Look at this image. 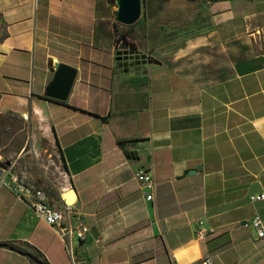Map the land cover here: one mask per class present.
<instances>
[{"label":"crops","instance_id":"crops-1","mask_svg":"<svg viewBox=\"0 0 264 264\" xmlns=\"http://www.w3.org/2000/svg\"><path fill=\"white\" fill-rule=\"evenodd\" d=\"M162 7L146 22L152 50H128L114 44L123 26L108 0H0V113L59 145L54 196L72 191L68 217L87 226L71 237L77 258L264 264L250 224H264V200L250 201L264 194V0ZM57 63L76 70L63 101L46 95ZM139 169L152 174L150 201ZM13 176L23 182L0 160V264H70Z\"/></svg>","mask_w":264,"mask_h":264},{"label":"rangeland","instance_id":"rangeland-1","mask_svg":"<svg viewBox=\"0 0 264 264\" xmlns=\"http://www.w3.org/2000/svg\"><path fill=\"white\" fill-rule=\"evenodd\" d=\"M193 1L195 0H141L140 18L132 25H122L123 27L118 28L115 34H125L137 47L150 49L149 43L144 38L150 35L152 26L150 27L146 22L161 13L164 3ZM111 7L116 13V3ZM23 120L25 124L22 126L17 121L16 115L10 116L8 121L3 122L4 127L0 129V160L3 164L12 165L13 171L24 183L41 188L54 197V190L59 187L62 179L60 171H63L58 152L43 140H31L28 135V124L25 119ZM22 144L19 153H16L19 145Z\"/></svg>","mask_w":264,"mask_h":264},{"label":"built area","instance_id":"built-area-1","mask_svg":"<svg viewBox=\"0 0 264 264\" xmlns=\"http://www.w3.org/2000/svg\"><path fill=\"white\" fill-rule=\"evenodd\" d=\"M136 179L141 183L144 189L145 198L150 201L153 198L154 181L150 171L139 169L135 174ZM14 184L13 189L20 195L29 198L30 204L34 211L49 225L58 236L66 243L70 257V264H91L87 259L77 258L71 244V237H76L78 241L86 238L87 226L82 218L76 217L74 226L68 217L72 204L65 202L58 196H50L45 190L34 185L20 182L16 176L11 177ZM264 194H256L250 196V201H262ZM251 226L256 230L258 237L264 236V224L259 217L255 216L250 222ZM208 231L201 226L196 228V239L204 240ZM203 264H210L207 259Z\"/></svg>","mask_w":264,"mask_h":264},{"label":"water","instance_id":"water-1","mask_svg":"<svg viewBox=\"0 0 264 264\" xmlns=\"http://www.w3.org/2000/svg\"><path fill=\"white\" fill-rule=\"evenodd\" d=\"M116 21L122 25L134 24L141 15V0H121L116 2ZM56 74L50 86L47 89L46 95L58 101H63L67 98L74 81L76 70L72 67L55 64ZM194 173V172H189ZM74 199V194L69 191L65 194V202L69 203ZM39 264H41L39 262Z\"/></svg>","mask_w":264,"mask_h":264},{"label":"trees","instance_id":"trees-1","mask_svg":"<svg viewBox=\"0 0 264 264\" xmlns=\"http://www.w3.org/2000/svg\"><path fill=\"white\" fill-rule=\"evenodd\" d=\"M108 2L110 4V6H115L114 0H108ZM114 44H115V46L120 44V48H130V49H135V50L137 49V45L132 41L131 38H129V36H127L125 34L118 35L114 39ZM47 99L51 100L52 98H47ZM15 115L17 116V121L19 122V124H21V126L23 124H25V121L23 120V118L19 114H14L13 112H8L6 114H0V129H2L4 127V124H3L4 121H8L10 116H15ZM55 145H56V150H57L58 155H59V160L61 162V167H62L63 171L66 172L67 170H66V166H65V161H64L63 155L61 153V150L59 148V145L57 144V142H55ZM22 146H23V144L19 145V148L16 150V153H19ZM6 246H9V245H6ZM13 249L17 250L18 248L14 247ZM33 260H34V262H36L38 264V261L36 259H33Z\"/></svg>","mask_w":264,"mask_h":264},{"label":"bare ground","instance_id":"bare-ground-1","mask_svg":"<svg viewBox=\"0 0 264 264\" xmlns=\"http://www.w3.org/2000/svg\"><path fill=\"white\" fill-rule=\"evenodd\" d=\"M120 1H121V0H116L117 3H119ZM64 197H65V195H64ZM73 200H74V199L70 200L69 204H73V203H72Z\"/></svg>","mask_w":264,"mask_h":264},{"label":"flooded vegetation","instance_id":"flooded-vegetation-1","mask_svg":"<svg viewBox=\"0 0 264 264\" xmlns=\"http://www.w3.org/2000/svg\"><path fill=\"white\" fill-rule=\"evenodd\" d=\"M122 49L135 50V49H130V48H122Z\"/></svg>","mask_w":264,"mask_h":264}]
</instances>
